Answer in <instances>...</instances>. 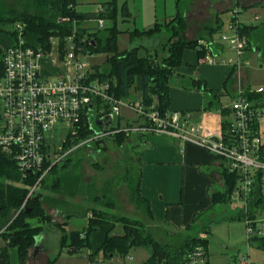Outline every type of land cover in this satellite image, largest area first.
<instances>
[{"label": "trees", "instance_id": "obj_1", "mask_svg": "<svg viewBox=\"0 0 264 264\" xmlns=\"http://www.w3.org/2000/svg\"><path fill=\"white\" fill-rule=\"evenodd\" d=\"M117 2L118 0H110L102 4V11L99 13L81 14L76 11L74 0H27L24 4L17 0L21 9L12 8L6 0H0V43L3 47L0 49V59L3 50L14 46L17 41L16 33L5 30L6 27H13L15 23H20L24 26L22 36L27 47L50 55L52 50L49 40L57 39L58 60H61L65 51L64 40L71 36L73 22H75L77 36L74 44L82 49V55H105L103 64L105 69H102V66L92 67L89 79L107 83L108 94L115 100L128 104L138 101L143 107L152 108L161 115L167 114L169 87L174 76V69L182 63V53L185 49H191L196 52L198 59L202 58L205 52L198 47L197 42L199 40L213 41L214 36L219 32V27L206 26L204 30L208 32L205 36L192 40L184 39L183 35L187 28L186 19L178 12L169 21L156 23L152 28L140 33L135 30L124 32L128 36L131 47L119 52L116 46L117 37L123 33L117 29V21L121 19L123 22H128L130 14L125 3L119 6ZM62 19H67L69 22L61 21ZM99 19L105 22L102 29L98 30L93 26L85 27L90 21L95 23ZM240 29L245 33L248 41L251 27L241 25ZM214 48L215 45L212 51ZM1 69L2 65L0 74ZM189 81L190 89L202 92L205 96V110H219L223 117L222 135H226L227 120L230 117L228 110L218 105L216 96L214 97L207 90L203 82ZM244 96L247 100L254 101L256 106H264L263 94L254 95L249 90H245ZM95 103L98 104V102ZM132 122L138 123L139 120ZM126 125L131 126L129 123ZM254 128L258 129L257 126ZM90 134L91 131H83L74 137L68 136L63 144L64 151ZM114 139L116 146H121L126 137L124 133H120ZM262 151L264 155V145ZM86 157L89 159L92 154L88 157L86 153ZM68 161L69 158L63 162L62 168L67 167ZM92 166L97 168L95 162ZM56 169L57 167H53L52 171ZM51 174L54 175V173ZM37 179L34 175L22 178L11 157L5 152H0V260H3L4 264H9L10 249L16 251V264H26L43 226L52 223L51 215L47 214L42 205L41 195L36 194L33 198H27V189L33 186ZM138 179L131 192L130 200L137 208L142 207L145 216L151 219L150 204L141 199L138 193ZM259 180L257 178L254 184V196L250 206L264 211V194L261 193ZM239 181V174H231L227 168L224 169L222 171L224 187L222 191L211 195L213 206L230 203L231 195L238 187ZM77 183L78 180L72 177L62 176L60 179H55L51 188L53 190L61 188L64 194L67 193L72 198L75 197ZM50 202L54 213L59 214L64 220L74 214L70 205L60 203L58 200H50ZM105 204L109 207L113 206L110 201ZM88 214H84L87 223L83 230L66 233L62 228L64 223L63 225L53 223L61 231L57 256L64 249L70 256L87 250L89 254L85 256V259L88 264H92L99 263L96 259L99 256L101 261L112 262L114 259H123L130 251L142 249L148 254L142 264H185L187 254L195 246H202L206 252L207 240L197 235L165 233L171 238L162 245L153 238L150 231L147 233L138 221L108 216L107 213L93 209L89 217H87ZM242 216L239 212L238 219L241 221ZM30 221H36L37 225L32 227ZM118 225L121 227L120 234H114L113 231ZM202 232L208 233V227H205ZM250 242L264 252V238H254ZM55 259L46 263L50 264Z\"/></svg>", "mask_w": 264, "mask_h": 264}, {"label": "built area", "instance_id": "obj_2", "mask_svg": "<svg viewBox=\"0 0 264 264\" xmlns=\"http://www.w3.org/2000/svg\"><path fill=\"white\" fill-rule=\"evenodd\" d=\"M101 11L102 7L99 6L96 13ZM237 16L234 11L233 18L227 23V33L220 34L217 41L197 42L198 47L205 52L201 58L204 62L214 65L216 60L211 54L214 45L225 44L233 54L225 63L237 70L243 66L249 43L240 29L241 24L237 22ZM258 19V16L255 17L253 22ZM61 21L69 22L67 19ZM96 24L99 30L104 27L105 22L99 19ZM23 30L22 24H14L11 31L16 33L17 41L14 46L3 50L0 59V152H5L11 157L22 178L34 175L40 182L47 167L51 168L71 154L73 149L64 151L65 153L60 149L59 144L65 142V136L74 137L83 131H91L93 137L72 147L74 150L78 147L88 150L94 140L101 141L120 133L140 136L145 133H169L183 142H191L204 148L216 158L224 160L229 173L239 174L240 181L234 200L238 201L241 207L239 212L243 215L246 241L264 238V211L250 206L257 178L260 179L261 193L264 194V139L254 128L264 119V106L254 105L246 99L244 91L240 89L229 107L222 108L228 110L230 115L226 135H220L216 142H213L201 137L199 128L184 116L178 113L161 115L139 103L124 104L108 94L107 83L89 79V66L80 61L82 49L74 44L77 36L74 22L71 36L64 40L67 48L61 60H58V40H49L50 44L57 43L56 47L51 49V54L55 52L57 62L65 68V71L55 77L42 75L41 63L49 60L46 59L49 55L27 47L22 36ZM95 102L105 105L106 109L98 110ZM121 106L133 111L139 122L131 121V126L128 127L127 122L124 128H119L117 122L116 127H112L116 119H121ZM108 116L112 119L109 126H96L98 121L106 123ZM93 118L96 119L95 124ZM55 141L58 142V147L54 150L58 160L51 161ZM27 190V198H33V190ZM186 258L185 264L207 263L206 252L199 245L192 248ZM119 261L124 264L125 261L131 263L133 260L126 256ZM240 264L253 263L245 258Z\"/></svg>", "mask_w": 264, "mask_h": 264}, {"label": "crops", "instance_id": "obj_3", "mask_svg": "<svg viewBox=\"0 0 264 264\" xmlns=\"http://www.w3.org/2000/svg\"><path fill=\"white\" fill-rule=\"evenodd\" d=\"M94 2L99 6L107 3L105 0ZM117 3L119 6L125 3L130 14L128 22L120 19L124 28L119 31L123 35H126V31L140 33L156 23L167 22L178 12L186 19L187 28L183 37L187 40L205 36L208 32L204 30L206 26L219 27L218 34L214 36L216 39L225 29L220 15H226L229 22L233 18V10L237 12L239 24L251 27L245 63L239 70L225 63L233 57L232 53L223 45L216 44L211 52L216 60L214 65L198 59L194 50L185 49L181 65L173 71L167 114L178 113L187 118L199 128L201 137H220L223 117L218 109L205 110V96L190 89L189 80L203 82L207 90L216 96L221 108H226L223 100L231 102L240 89L249 90L254 95H264V85L256 83L257 89L250 86L247 68L250 56L258 60L260 69L264 66V0H118ZM75 6L81 14L96 13L97 10L90 5L79 7L75 3ZM257 9L261 14L255 11ZM257 16L259 19L254 23ZM52 56L41 63L42 75L55 77L65 71L62 64L57 62L55 52ZM252 103L256 105L254 101ZM257 128L264 139V119ZM137 138L134 153L139 167L138 193L141 199L150 204V227L184 236H194L205 230L207 225L197 227L196 222L200 223L205 214L215 207L211 195L223 190L222 171L227 167L224 160L169 133H145L137 135ZM36 246L37 243L30 251L26 264H36Z\"/></svg>", "mask_w": 264, "mask_h": 264}, {"label": "rangeland", "instance_id": "obj_4", "mask_svg": "<svg viewBox=\"0 0 264 264\" xmlns=\"http://www.w3.org/2000/svg\"><path fill=\"white\" fill-rule=\"evenodd\" d=\"M6 1L10 7L21 9L19 7L20 3L24 4L27 0H19L20 3H17V0ZM105 1L109 2L110 0ZM75 3L79 7L82 5H90V7L95 8V10L99 8V5H96L94 0H75ZM100 7H102V5H100ZM255 11H258L259 14H261L259 9ZM220 18L225 25V29H223L222 34H226L228 17L222 14L220 15ZM86 26L96 27L97 24L96 22H89L85 25V27ZM122 28L124 27L121 24L120 19H118L117 29L122 30ZM5 30L10 31L12 30V27L8 26ZM217 40L218 37L216 39L214 38V41ZM56 44V42H52L50 44L51 49L55 48ZM222 45L226 49V45ZM116 46L119 52H123L128 50L131 47V44L128 37L121 34L117 37ZM2 48V44L0 43V49ZM65 48H67V46H65ZM48 58H53L52 54H50L46 59ZM249 58L247 68L248 72H250V86L253 89H257L256 83L264 85V66L260 69L258 60L252 56ZM104 60L105 55L103 54L86 56L80 55V61L85 64L87 63L89 70L92 67L101 66L102 69H105L103 66ZM223 102L226 103L225 107L228 108L230 101L224 99ZM97 108L102 111L106 109V106L103 104H97ZM120 118V121L116 119L113 122L112 127H116V123L119 122V128H124L127 122L131 123L133 119H136L133 111H129L122 106L120 107ZM93 120L95 124L96 119L93 118ZM67 137L65 136V142ZM91 137H93L92 134L88 135L87 138L81 139L79 142L87 141ZM115 137L116 136L107 137L103 138L101 141L94 140L91 142L90 148H92L91 154L93 156V161L91 158L88 159L86 157L87 148L76 147L77 149L75 150L72 147L69 148L68 150L73 149L71 154L61 159V161L56 162L57 164L52 165L51 168L47 167L46 174L42 177V180L38 182L39 178L37 177L38 179L33 186L29 187V189L33 190L34 195H41V198H43L42 205L44 206L47 214L51 215L52 220V223L43 226L42 232L36 240V247L38 249L36 254V264H47L46 261H50L53 258L56 259L50 264H88L85 259V256L89 254V251L87 250H84L78 255L70 256L67 254L66 249H64L61 254L57 256L59 253L58 242L61 236V231L53 223L59 225H63L64 223L62 228H64L66 233L75 230H83L87 223V219L84 214L89 213L87 215V217H89L92 209L98 210L104 214L107 213L108 216H114L117 218L124 217L130 219L131 221L135 220L140 222L144 227V230L147 233L150 231L153 238L159 244L163 245V243L168 242L171 238L163 231L152 229L148 218L145 216L143 209H141L142 207L137 208L135 203H132L130 200L131 192L133 191L134 185L139 177V167L134 153V145L138 142L137 135L133 133L131 135L125 134L126 139L121 146H116L114 141ZM65 142L59 144V146L61 145L60 149L62 152H64L63 144ZM57 147L58 142H53V154L50 158L51 161L58 160L57 155H55L54 152ZM67 158H69L67 167L62 168L63 166L61 165ZM94 162L97 164V168L92 166ZM53 167H57V169L52 171ZM51 173H54V175ZM62 176H69L74 180H78V187L75 189V197L71 198L67 195V193L64 194L61 188L55 190L51 188L55 179H60ZM236 189L231 195L230 203L215 206L211 211L205 214V216L200 220V223L196 222L197 227L207 225L209 229L208 233L204 234L201 231L196 234L197 236L207 240L206 258L208 264H240V261L245 258L248 259V262L253 264H264V252L253 246L251 242L246 241L245 228L242 221L238 219L241 207L239 202L234 200L236 196ZM50 200H58L60 203L62 202L66 205H70L71 208H73L72 213L74 212V214H72L70 218L64 220L59 214H56V212L54 213L53 209H51L50 204L52 203ZM107 201H110L113 206H107L105 204ZM30 222L32 227L37 225L36 221ZM120 230L121 227L118 225L113 233L120 234ZM127 256L133 261L131 263L125 261L124 264H142V262L147 259L148 254L145 250L135 249V251H130ZM96 259L103 264H123L122 261L120 263L118 259H114L112 262L101 261L100 256ZM15 263V250L11 249L9 252V264Z\"/></svg>", "mask_w": 264, "mask_h": 264}, {"label": "water", "instance_id": "obj_5", "mask_svg": "<svg viewBox=\"0 0 264 264\" xmlns=\"http://www.w3.org/2000/svg\"><path fill=\"white\" fill-rule=\"evenodd\" d=\"M107 119H108V121H107L106 123H103V122H101V121H98V122L96 123V126H97V127H100V126H102V125H104V126H109V125L111 124V122H112V119H111L110 116H108ZM211 140H212L213 142H216V139H211ZM87 155H88V157L91 155V148H89V149L87 150ZM29 175H30V173H29ZM0 264H4V261H3V260H0Z\"/></svg>", "mask_w": 264, "mask_h": 264}, {"label": "flooded vegetation", "instance_id": "obj_6", "mask_svg": "<svg viewBox=\"0 0 264 264\" xmlns=\"http://www.w3.org/2000/svg\"><path fill=\"white\" fill-rule=\"evenodd\" d=\"M91 159H93V156L91 157Z\"/></svg>", "mask_w": 264, "mask_h": 264}]
</instances>
